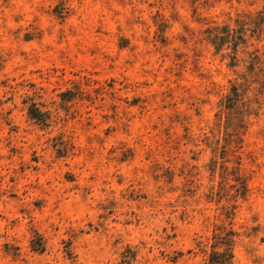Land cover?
I'll use <instances>...</instances> for the list:
<instances>
[{
    "label": "rangeland",
    "instance_id": "374dc122",
    "mask_svg": "<svg viewBox=\"0 0 264 264\" xmlns=\"http://www.w3.org/2000/svg\"><path fill=\"white\" fill-rule=\"evenodd\" d=\"M228 232L264 264V0H0V264H208Z\"/></svg>",
    "mask_w": 264,
    "mask_h": 264
},
{
    "label": "trees",
    "instance_id": "16d2710c",
    "mask_svg": "<svg viewBox=\"0 0 264 264\" xmlns=\"http://www.w3.org/2000/svg\"><path fill=\"white\" fill-rule=\"evenodd\" d=\"M213 30V29H212ZM216 34H214L213 36H208L210 39V42L212 45L216 47V45H218V43L216 42V40H219L220 43L221 41L231 38V36H229V33H225L224 37L220 36L221 34H223L222 32L218 31V28L216 31ZM215 39V40H214ZM29 110V114L31 115V117H33L34 119H38L37 116L39 114V110L35 107L34 104H31L28 108ZM234 236V234L232 232H228L226 238L223 240V242L220 243L222 247V251H215V247L216 246H212L213 247V251L211 253V255L209 256L208 259V264H232V259H233V253H232V243H233V239L232 237ZM35 249H40L43 250L41 244L38 245V248Z\"/></svg>",
    "mask_w": 264,
    "mask_h": 264
}]
</instances>
